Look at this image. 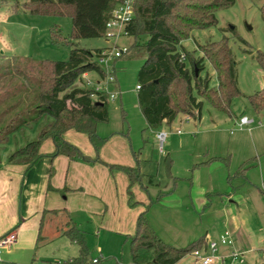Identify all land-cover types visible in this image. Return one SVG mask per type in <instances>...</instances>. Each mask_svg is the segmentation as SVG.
Masks as SVG:
<instances>
[{"label":"rangeland","instance_id":"374dc122","mask_svg":"<svg viewBox=\"0 0 264 264\" xmlns=\"http://www.w3.org/2000/svg\"><path fill=\"white\" fill-rule=\"evenodd\" d=\"M25 1L0 2V131L5 127H17L14 132L8 129L0 132L1 160L35 139L52 120L44 116L30 121L37 114L34 106L39 102L38 82L43 59L67 60L75 46L93 52L101 48L108 54L114 48V41L104 37L74 39L73 20L68 15L43 16L21 8L12 10L16 2L21 5ZM263 3L264 0H235L232 6L216 12V25L196 29L189 39L182 42L195 60H199L204 56L203 45L227 38L237 62L239 87L246 94L259 90L264 83V70L255 56L259 50L264 53V21L260 11ZM142 39L146 40L147 36H142ZM133 42V36L125 35L118 40V45L129 48ZM145 58L144 54H133L110 59L106 70H111L112 74L117 72L119 89L114 98H109L110 120L101 122L99 126L105 136L116 131L128 134L131 155L136 162L133 154L138 153L144 174L142 184L148 189V192L143 191L153 199L149 218L155 230L166 242L187 247L207 232L209 237L217 238L225 230L232 231V227H239L233 237L235 241L239 240L240 249L246 252L248 261L251 264H264V170L254 160L249 169V163L245 165L247 170L243 176L235 174L244 155H253L250 154L254 150L251 139L253 134L257 135L255 126L260 119L264 125V115L261 117L264 111L256 112L245 96L234 100L236 111L241 112L247 105V114L255 119L256 124L250 132L247 128L237 129L239 127L234 120L226 122L225 118L229 117L203 99V121L197 124L198 128L178 118L172 125L151 129L138 102L139 70ZM201 63L204 66L201 76L209 77L211 86H216L218 79L214 68L206 59ZM99 80L98 74L90 72L87 78L82 76L76 85L95 88ZM113 84L110 89L116 92ZM214 116H219L215 119L217 124L213 122ZM27 120L28 124L25 122ZM22 123L25 125L20 127ZM163 131L167 132V136L162 141L158 134ZM262 131L264 133V128ZM230 139H234L230 145L233 158L228 167L226 160L230 153L224 154V160L216 159L215 155L227 151ZM171 159L172 167L169 166ZM229 174L234 177V185H240V196L231 199L227 195L211 194L212 191L233 190ZM227 220H231L230 225L225 223ZM65 240L69 248L67 251L59 239L49 246H40L35 263L60 264L75 255V245ZM90 241L94 254L101 255L99 264L132 262L128 247L124 252L120 250L118 255L102 258L99 248L107 246L105 255L114 248V241L109 240L105 233L91 235ZM17 252L10 246L2 248L0 264H14L31 258L30 255H17ZM227 262L233 264L231 259ZM176 264H195L192 253Z\"/></svg>","mask_w":264,"mask_h":264},{"label":"trees","instance_id":"16d2710c","mask_svg":"<svg viewBox=\"0 0 264 264\" xmlns=\"http://www.w3.org/2000/svg\"><path fill=\"white\" fill-rule=\"evenodd\" d=\"M124 1L28 0L23 7L35 15L70 16L74 39L98 38L105 36L107 22L115 7ZM234 3L235 0H133L135 16L128 24L127 31L134 37V42L126 53L117 58L133 54H144L146 57L139 70L138 101L150 128L158 129L164 121L173 123L179 115L200 118L203 99L218 111L234 115L233 101L246 95L239 87L237 62L229 40L223 38L203 45L204 56L199 60H195L182 44L194 30L216 25V12ZM260 11L264 21V3ZM142 36H147V39H142ZM102 51L101 48L93 52L75 46L67 60L41 61L39 102L34 106L37 114L30 121L44 116L52 120L35 139L10 153L8 163L31 167L43 156L40 147L47 138H52L56 147L51 157L64 154L71 159L83 157L87 161L105 163L99 153L107 139L99 135L97 127L110 118V95L93 87L76 85L86 72H97L102 77L107 75L105 66L99 61ZM255 56L264 70V53L259 50ZM204 59L216 72L217 86H211L209 77L201 76L204 70L201 62ZM246 97L256 112L264 111V88ZM25 122L28 124L29 120ZM7 129L14 132L17 127H5L0 132ZM69 129L88 135L97 152L95 158L83 155L79 147L64 138V133ZM107 165L112 170L120 169L128 174L129 202L132 206L136 205L132 187L143 179L139 166ZM245 169L242 168L241 172ZM148 212L149 208L140 213L136 232L128 240L134 264H176L206 245V235L187 247L166 242L155 230ZM66 234L80 245V254L60 264H99V260L93 262L85 232L74 226Z\"/></svg>","mask_w":264,"mask_h":264},{"label":"crops","instance_id":"0c3cea01","mask_svg":"<svg viewBox=\"0 0 264 264\" xmlns=\"http://www.w3.org/2000/svg\"><path fill=\"white\" fill-rule=\"evenodd\" d=\"M0 2L3 4L4 0H0ZM20 8L27 11L24 9L23 4L20 5L18 2L12 6V10ZM113 88L116 92L117 89H119L117 78L113 84ZM262 88H264V83L259 90ZM244 94L246 96L249 95L246 93ZM234 108L233 101L232 109L234 115L229 116L223 113L229 117L225 118V121L227 122V120H229L231 122L234 120L238 124L239 128L237 129L247 128L248 131L252 132L253 126L256 124L254 118H252L253 122L249 125L244 127L239 126L240 118L244 115H248V106L245 105L241 112L236 111ZM263 115L264 114H261V117H263ZM178 118H180L181 122H186L187 125H193L198 128L197 124H202L203 121V112L198 119L192 117L188 118V116L185 115H179L177 119ZM218 118L219 116H214L213 122L215 124H217L215 119ZM173 123L169 124L167 121H164L158 129L165 124L172 125ZM99 124L97 127L99 135L107 139L99 153L101 159L106 164L87 161L83 157L71 159L64 154L51 157L50 154H52L56 148L52 138H47L42 142L40 152L43 156L31 167L25 164L8 163V157L1 160L0 237L15 231L18 238L16 243L10 246V248L16 249L18 251L17 255L25 257L31 256L28 260L24 258V261H20L19 263L15 262L14 264L35 263V255L38 256L39 254L38 248H40V246L44 247L47 244L49 246L57 239L62 241L66 251L69 248L65 239H68L69 243L75 245L77 249L75 255L69 256L66 259L77 257L80 254V245L66 234V231L74 226L85 232L92 252V259L99 258L101 262V255L94 254L90 241L91 235L94 234L99 236L105 233L109 240L114 241L113 251H108L106 255L105 248H107V246L105 248H99L102 258L113 254L118 255L120 250L124 252L126 247L129 248L128 240L129 237L136 232L138 217L145 209L149 208L150 210L153 199L150 195L145 194V192H148V189L142 184V181L136 182L132 187V191L134 194L133 201L137 203L134 206L130 205V195L128 193L130 179L128 174L120 169L112 170L107 164L129 167L139 166L140 168L138 153L134 152L133 154L136 159L135 162L131 155L128 134L124 131H116L112 135L105 136L100 132ZM263 128L264 125L260 119V122L255 126V129L258 131L257 135L253 134L251 139L254 150L253 153L250 154L253 155H244L245 157L243 161H241L239 169L235 172L236 175L239 174L243 176L244 172H241L242 168H245V165L249 163L248 166L246 165L247 169H249V167L252 166L251 162L254 160H257L261 166V170H264ZM231 133H234V129L231 130ZM63 136L66 140L79 147L83 155L91 158L97 156L95 147L86 133L76 131L75 129H69ZM86 137L88 139L87 141ZM233 140L234 139H230L227 151L215 155L216 159L224 160L222 159L224 154L226 152L228 154L230 153L226 160L227 163L229 162L228 167L231 166V158H233V153H231L232 149L230 147V145L233 144ZM223 149H225V146ZM168 158L169 156L167 159ZM172 162V159L169 160L170 167H172ZM233 178V175L229 174V182L233 185L232 191H212L210 193L227 195L228 198L233 196L239 197L240 185H234ZM234 220L237 221V218L234 217ZM150 221L153 225L151 218ZM230 221L231 220H227L225 223L230 225ZM237 223L239 224V222ZM56 224L59 225L56 226ZM232 229V231L230 229L227 230H230L234 236V234H237L239 231V227H232ZM208 234L207 232L205 235L208 236ZM236 246L240 248L238 239H236ZM119 264L124 263L120 261ZM126 264L134 263L131 262Z\"/></svg>","mask_w":264,"mask_h":264},{"label":"built area","instance_id":"2783aa9c","mask_svg":"<svg viewBox=\"0 0 264 264\" xmlns=\"http://www.w3.org/2000/svg\"><path fill=\"white\" fill-rule=\"evenodd\" d=\"M135 16V10L133 6V0H126L117 4L113 14L106 25V32L104 38L108 41H114V48L111 54L102 51L99 61L109 68V61L111 58H117L128 51V47L121 48L118 45V40L125 35H129L127 31L128 24L133 20ZM183 58L184 55L182 56ZM90 72L83 74V77H88ZM98 74L97 72H94ZM99 75V74H98ZM101 80L96 82L95 90L101 92H108L111 98H114L117 92H113L110 89V85L115 83L116 75L112 74V71L107 69V75L102 77ZM139 85L137 88L139 89ZM189 118V117H188ZM253 122V119L247 115L240 118L239 126L244 127ZM181 132V130H179ZM160 140H164L167 136V132L163 131L158 134ZM17 233L15 231L9 232L3 237H0V251L6 246H12L17 241ZM195 264H228V260L231 259L233 264H251L246 256V252H243L236 246V241L230 230H225L217 238L206 237V245L197 249L192 253ZM99 258H94L93 262L97 263ZM34 264V263H30Z\"/></svg>","mask_w":264,"mask_h":264},{"label":"water","instance_id":"95a60500","mask_svg":"<svg viewBox=\"0 0 264 264\" xmlns=\"http://www.w3.org/2000/svg\"><path fill=\"white\" fill-rule=\"evenodd\" d=\"M97 103H101L102 104V102H99V101Z\"/></svg>","mask_w":264,"mask_h":264}]
</instances>
